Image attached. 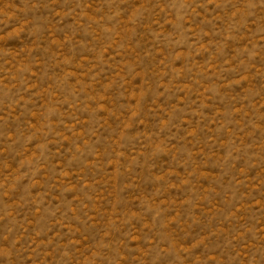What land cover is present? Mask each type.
Wrapping results in <instances>:
<instances>
[{
    "label": "rangeland",
    "instance_id": "rangeland-1",
    "mask_svg": "<svg viewBox=\"0 0 264 264\" xmlns=\"http://www.w3.org/2000/svg\"><path fill=\"white\" fill-rule=\"evenodd\" d=\"M0 264H264V0H0Z\"/></svg>",
    "mask_w": 264,
    "mask_h": 264
}]
</instances>
